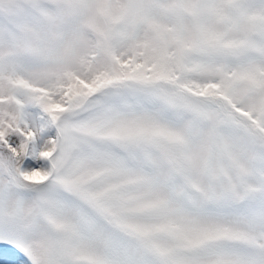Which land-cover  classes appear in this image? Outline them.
<instances>
[{
    "label": "snow or ice",
    "instance_id": "obj_1",
    "mask_svg": "<svg viewBox=\"0 0 264 264\" xmlns=\"http://www.w3.org/2000/svg\"><path fill=\"white\" fill-rule=\"evenodd\" d=\"M0 264H264V0H0Z\"/></svg>",
    "mask_w": 264,
    "mask_h": 264
}]
</instances>
